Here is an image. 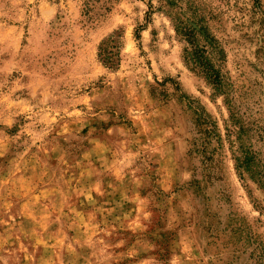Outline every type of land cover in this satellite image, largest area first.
<instances>
[{"label": "rangeland", "instance_id": "374dc122", "mask_svg": "<svg viewBox=\"0 0 264 264\" xmlns=\"http://www.w3.org/2000/svg\"><path fill=\"white\" fill-rule=\"evenodd\" d=\"M170 1L0 0V264H264V192L224 141L189 151L194 111H228L165 12L200 9L264 135V0Z\"/></svg>", "mask_w": 264, "mask_h": 264}, {"label": "trees", "instance_id": "16d2710c", "mask_svg": "<svg viewBox=\"0 0 264 264\" xmlns=\"http://www.w3.org/2000/svg\"><path fill=\"white\" fill-rule=\"evenodd\" d=\"M164 2L168 8L175 7L170 0ZM165 12L169 13L174 31L182 42V62L204 80L212 95L223 96L228 111L223 134L217 131L216 122L203 108L194 111V126L199 137L190 143L193 146L189 151L198 155L200 161L206 164L212 159L211 154L215 150L210 147L212 139H215L218 145L224 141L238 179L241 182L250 180L264 192V135L257 130L252 121L243 116L244 112L235 103L233 87L222 72L225 51L210 32L207 18L192 3L178 8L173 14H170L169 10ZM97 56L99 61L109 68L117 66L119 44L112 36L101 40L97 46ZM166 81L171 80L167 78L157 83L163 85ZM248 233L250 240L256 241V235L251 236V231Z\"/></svg>", "mask_w": 264, "mask_h": 264}]
</instances>
